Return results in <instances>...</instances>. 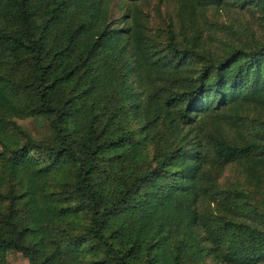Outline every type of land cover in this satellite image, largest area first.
I'll return each instance as SVG.
<instances>
[{"label": "trees", "instance_id": "1", "mask_svg": "<svg viewBox=\"0 0 264 264\" xmlns=\"http://www.w3.org/2000/svg\"><path fill=\"white\" fill-rule=\"evenodd\" d=\"M134 1L0 0V263L264 264V0Z\"/></svg>", "mask_w": 264, "mask_h": 264}, {"label": "rangeland", "instance_id": "2", "mask_svg": "<svg viewBox=\"0 0 264 264\" xmlns=\"http://www.w3.org/2000/svg\"><path fill=\"white\" fill-rule=\"evenodd\" d=\"M110 2L114 20L118 26H123V28L127 29L130 22L129 12L131 10V3L128 0H110ZM175 2L176 0H135L133 3L138 6L142 13L148 14L147 27L152 33H155L159 30L163 31L170 18H173L177 25L179 24L175 16ZM212 11L213 9L208 10L207 17L217 22V24H225L226 26H233L238 29L246 27L248 29L245 31L247 35H249L250 30L258 28L255 19L250 16L246 8L239 6L230 7L226 10L225 8H221L220 12L216 15H213ZM222 37L224 36L222 35ZM212 46L216 47L215 44H212ZM18 122L34 136H42L47 133L46 125L36 117H27L18 120ZM233 176H235L234 169L228 166L221 174L220 181L228 183ZM27 263V258L20 252L10 250L6 261L0 264Z\"/></svg>", "mask_w": 264, "mask_h": 264}]
</instances>
